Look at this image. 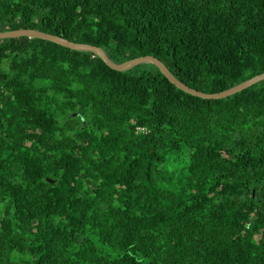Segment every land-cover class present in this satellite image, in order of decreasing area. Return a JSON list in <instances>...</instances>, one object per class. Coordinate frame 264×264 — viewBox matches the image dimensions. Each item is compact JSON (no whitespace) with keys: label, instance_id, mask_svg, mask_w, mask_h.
Returning <instances> with one entry per match:
<instances>
[{"label":"trees","instance_id":"1","mask_svg":"<svg viewBox=\"0 0 264 264\" xmlns=\"http://www.w3.org/2000/svg\"><path fill=\"white\" fill-rule=\"evenodd\" d=\"M15 29L264 72V0H0ZM0 264H264V79L0 38Z\"/></svg>","mask_w":264,"mask_h":264},{"label":"water","instance_id":"2","mask_svg":"<svg viewBox=\"0 0 264 264\" xmlns=\"http://www.w3.org/2000/svg\"><path fill=\"white\" fill-rule=\"evenodd\" d=\"M18 36L36 37V38L54 42L56 44H60L64 47H68L73 50L91 51L94 54H96L99 58H101V60L106 65H108L110 68L117 70V71H125L141 63H151L155 65L160 70V72L176 87H178L179 89L189 94H192L194 96H199L202 98H213V99L223 98L231 94H234L236 92H239L253 85L254 83L264 79V72H263L251 78H248L228 89L222 90L220 92L205 93V92L196 90L194 88H191L185 85L184 83H182L168 70V68L158 58L151 56V55L140 56V57L126 60L121 63H116L112 61L106 55V53L101 47H98V46H93V45L79 43V42H73L65 38H62L60 36L45 33L39 30H35V29H15V30H8V31H0V38H9V37H18Z\"/></svg>","mask_w":264,"mask_h":264}]
</instances>
